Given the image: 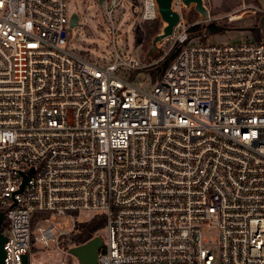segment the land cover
<instances>
[{
	"label": "built area",
	"instance_id": "obj_1",
	"mask_svg": "<svg viewBox=\"0 0 264 264\" xmlns=\"http://www.w3.org/2000/svg\"><path fill=\"white\" fill-rule=\"evenodd\" d=\"M172 6L178 52L152 81V62L69 49L66 0H0L3 264L48 246L80 264L72 237L100 215L97 264H264V0L259 38L226 44L202 40L207 7Z\"/></svg>",
	"mask_w": 264,
	"mask_h": 264
},
{
	"label": "rangeland",
	"instance_id": "obj_2",
	"mask_svg": "<svg viewBox=\"0 0 264 264\" xmlns=\"http://www.w3.org/2000/svg\"><path fill=\"white\" fill-rule=\"evenodd\" d=\"M117 1L118 7L108 15L109 3L104 2L100 7L98 0H66L68 18L72 13L78 15L77 25L72 28L68 27L67 47L100 64L114 60L116 53L124 60L132 55L146 62L145 56L151 47L154 36L146 48L142 44L134 43V29L141 26L145 20L142 16L144 0ZM258 5L256 0L255 2H251V0L206 1L211 20L204 24L213 23L217 28L212 34L206 33L205 42L226 44L251 39L255 34L253 27L259 24V14L254 12V8ZM229 15L233 16L234 20L228 21ZM199 16L192 10L188 11L189 22L198 20ZM161 25L160 21V27ZM198 31H201V28L192 30L193 33ZM159 45L161 43L157 44L154 54L149 56V62L160 64L171 54L173 49L168 50L167 41L160 47ZM139 77L145 78L143 72L139 74ZM152 86V84H148L145 87L147 90H151ZM99 234L101 237H105V230H101ZM26 258L27 264H56L63 260L65 264L69 263L61 250L51 246L41 247L38 251H30Z\"/></svg>",
	"mask_w": 264,
	"mask_h": 264
},
{
	"label": "water",
	"instance_id": "obj_3",
	"mask_svg": "<svg viewBox=\"0 0 264 264\" xmlns=\"http://www.w3.org/2000/svg\"><path fill=\"white\" fill-rule=\"evenodd\" d=\"M105 0H98V5L102 7ZM156 3L157 16L161 21L162 25L157 34L154 35L151 41V47L145 56L146 63H149V56L154 54L157 44L164 42L169 39L172 34L174 27L179 22V14L173 10V1L174 0H154ZM184 10H191V4H193V10L200 15L202 21H207L208 10L206 6L203 4L202 0H181ZM256 2L260 5V0H256ZM78 23V15L76 13H72L69 17V27L72 28L76 26ZM262 23V18H260V26ZM205 28L209 34H212L216 31V26L213 23H209L205 25ZM2 215L0 214V220ZM4 241V237L0 234V264H3V256L4 251L2 248V244ZM101 238L99 236H94L88 241L72 247L70 252L76 255L80 261V264H97V253L98 248L101 246ZM22 264H27L26 255L22 257Z\"/></svg>",
	"mask_w": 264,
	"mask_h": 264
},
{
	"label": "trees",
	"instance_id": "obj_4",
	"mask_svg": "<svg viewBox=\"0 0 264 264\" xmlns=\"http://www.w3.org/2000/svg\"><path fill=\"white\" fill-rule=\"evenodd\" d=\"M251 2H255V0H251ZM191 21V20H190ZM160 27V21L158 17L154 19L144 20L141 26H137L134 29V43L136 45L142 44L144 48L148 45V42L151 38L157 34ZM197 28H202L201 24H198L192 27V30ZM255 34L254 37L256 39L259 38L260 26L257 24L256 27H253ZM205 32H207L205 28ZM204 40V37L202 38ZM178 49L172 50L171 54L162 62V63H153L148 67L144 68L139 72L147 73L151 77L152 81H155L157 78L161 77L166 67L171 63L175 55L177 54ZM104 218L102 215L98 217H93L87 221H84L79 224V231L72 237V240L76 244H82L89 239L92 238L93 234L100 230L103 227Z\"/></svg>",
	"mask_w": 264,
	"mask_h": 264
}]
</instances>
